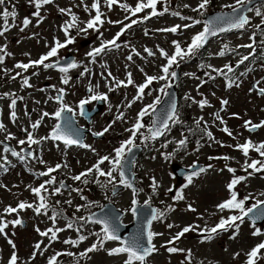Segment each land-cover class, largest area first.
Returning a JSON list of instances; mask_svg holds the SVG:
<instances>
[{
    "label": "rangeland",
    "instance_id": "374dc122",
    "mask_svg": "<svg viewBox=\"0 0 264 264\" xmlns=\"http://www.w3.org/2000/svg\"><path fill=\"white\" fill-rule=\"evenodd\" d=\"M122 2H126L133 6L137 0H122ZM85 3L90 6L92 0H85ZM198 3L199 0H170L169 7L170 11H172L178 6V4L180 7L184 4H188L191 7L185 9L189 10L190 14L196 19L202 20L203 16H200L199 13L191 10V8L196 7ZM234 3L235 0H211V4L208 6L204 15L207 13L210 14L215 10H230L223 6ZM77 4H79V0H54L53 4L43 6L41 9L43 21L37 26V18L32 16L35 9L29 4V0H7L6 6L9 10H12V7L15 6L18 15L15 21L17 27L11 28L5 36L0 37V46L6 44L7 51L11 53V55L5 57L4 64L0 65V90H7L9 88L13 91H20L21 86L14 82L11 84L9 80L15 70V63H27L29 59L36 60L49 50L46 45H52L55 39L61 41L64 40V35L60 26L67 21L69 17L62 15L58 11V8H72L73 12L81 21H86L89 18L88 13L84 11L83 6L76 7ZM0 10H2V8H0ZM102 11H104L107 17L113 21L122 20L125 16V13L119 7H114L113 10L109 12L105 6L102 7ZM168 14H165L162 18H154L146 23L135 25L136 27L130 29L123 37H121L118 42L121 45L119 49H113L112 51H108L100 57H97L96 63H89L90 58L86 56V53L93 47L99 46L100 41L97 39V34L89 32L87 37H85L83 34L77 35L76 31L73 30L72 35L76 37V42L68 48L61 49L58 56L62 59L67 54L75 55L80 59V64L83 66L86 65L89 68L90 74H86L84 77L79 78L78 73L80 72V69L79 71L69 72L68 75L71 77V80L67 86L61 84L60 77L62 74L58 70H44L43 68H38L40 70L38 72L39 74L30 81L31 84H35V86L32 87L33 90L25 92L26 100L24 102L25 105L23 106V110H34L35 114H37L35 116L38 118H40L43 111L53 113L58 106L54 101L48 100L49 96L56 95V92L52 88L53 85H55L56 88H65L67 93L65 96V103L74 108L76 107V99L85 96L89 82H91L92 85L99 84L100 87L97 91L107 93L109 97L108 102L106 104L104 103V106H100V111L96 113L95 118L92 120L91 128L94 131H102L107 127L114 119L116 106L118 105L120 106V111L125 114V121H116L103 138L97 140H92L90 138L91 142L89 145L96 150L95 153L89 149L84 151L79 149H67L65 151L63 146L59 145V147H57L56 143H52L51 140L46 141L41 145H36L35 147L38 151L39 157H41L46 163L42 165L39 161L37 163L32 162L29 164L32 169L37 172L44 171L47 167H51L53 164L66 163L68 168H61L59 172L62 173L63 176L71 177L92 167L99 156L113 154L112 150L115 147H118L122 140L128 138L129 133L126 132L125 129L132 126L136 114L140 109L146 104L152 103V101L159 95L158 91L152 90H158L163 83L160 85L161 81L158 83L154 82L150 86V89H146V94L142 100L137 101L131 108H127L125 105L127 101H130L134 97L136 88L134 86H129L127 89L119 88L114 92H108V89L104 86L105 79H102L103 77L101 76V73L110 71L116 79L123 80L124 73L126 71H131L133 74L132 78L137 85L144 82L145 73L148 75H159L160 66L165 60L161 58L158 53L154 57H148L144 52V48L147 47L156 51L157 46H159L171 54L174 50L172 46L173 40L179 41L182 47H186L187 43L191 41V37L199 31H202L201 25H203V23H201L192 28L183 29L177 34L157 32L156 29L176 25L174 23L177 21L173 20V17ZM24 17H29L32 20V23L24 32H20L19 25ZM249 17L251 18L252 23L248 27L252 28L251 30L254 31L255 25L260 22V18L256 17L254 12L249 13ZM11 22L12 21L10 20V23ZM120 26L121 25L105 23L101 28L103 38L106 40L110 39L113 36L114 31L119 29ZM80 27H83V23L80 24ZM248 27H246L241 33L233 32L223 36L219 35L214 37L203 48L204 51H206L202 56L205 57L203 60H199V58H201L200 51L193 59L182 62L179 67V73L184 78L182 81L179 79L177 90L180 92L182 98L181 112L188 113V116L184 115L185 120L193 123V121L203 117V121L207 122L208 130L213 133L215 139L225 145L224 147H221L220 144L214 143L204 136L205 139L204 142L200 144L202 147H200L199 151H196L197 146H189L185 153L180 154V158H182L183 161L180 162V164L191 165L192 162L204 161V163H207L208 165L211 164L213 167L200 174L199 177L194 178L193 183L187 188H184V184H186L187 181H176L170 171L169 166L171 163L165 160L160 155L159 151L150 152V155L146 154L144 156L145 159L142 158L140 161L143 167L142 170H144L143 175H145L142 177V183L145 182L144 185H146L148 181H151V177H155L160 184L158 194L155 195V201H158L157 203L163 201V203L171 204L175 208V211L171 213L170 222H165L162 226H155L157 232H161L162 230L160 227H162L167 231V235L163 234L156 239L159 251L153 256L151 260L152 264H181V262L185 260L186 253H176L175 255L169 254L165 248L160 247V245L165 244V240L169 235H173L179 231L180 228L190 224H198L201 228L205 225L211 227L218 223L221 215L227 217L231 214H238L228 211L220 213L216 209V205L226 200L229 196L226 190V185L232 175L226 170L220 171V169H223L225 164H228V166L237 170V175H246V173L241 170L245 157L240 151L235 150L233 147H227V145H235L237 143L243 144L246 140H251L256 144L264 142V128H261L254 133H249L243 127L244 122L248 120L257 124L264 121V96H260L251 91L249 87V84L253 81H260L261 83L259 84V87H264V45H260L259 47L260 41L261 39H264V36L257 32V55L261 53V61L255 65H249L246 61L244 65L235 69L236 76H239L240 72H245L248 67L253 69L245 76L239 77V87H226L223 76H216L214 80L208 79L204 74L205 70L200 69L199 63L211 64L216 68H223L225 64L235 66L241 56L249 54L252 50L239 48L238 52H231L224 57H219L216 54L223 44H228L230 49H236L238 45L250 43L249 31L247 32V30H249ZM145 29L149 30V36L144 35ZM125 44H128L129 47H125ZM131 47H135L140 53V56L133 55V60L130 62L127 61L126 55L131 54ZM141 57H144V59H141ZM78 59H76V61ZM101 65H107V70L101 67ZM141 68L144 70L143 72L140 71ZM4 69L9 70L8 73H5ZM185 73H194L195 76L202 78L206 83L199 87V90L197 91V88L200 85V80L185 76ZM213 75H215V73H213ZM38 88H42L43 91L40 92ZM148 91H151L152 94L147 95ZM185 95H190L197 101L206 98L211 107L200 109L197 104L190 102L191 100H185ZM221 100H228L229 102L225 106L224 111H221ZM109 106H111V111L109 110ZM217 112H220L221 117L226 122V126L232 131L233 136H235L236 139L229 137L220 130L224 125H221L219 121L215 120L214 114ZM233 114H236L239 118H236ZM2 118L3 117H1V119ZM31 118V121L35 119L34 117ZM145 121L146 119L144 122ZM3 123L5 124L7 131L11 132L17 138L16 140L26 137L25 132L21 129L29 128V122L27 119H23L15 124L8 123L5 120H3ZM53 123L54 119L44 118L41 126L35 131V136L37 138L47 136L50 133V129L54 126ZM146 126L148 125L146 124ZM201 127H203V122L201 123ZM1 135L3 136L4 134ZM1 135L0 138H2ZM219 153H224L233 159L229 161L223 160L221 163H219L218 160H216V162L209 160V157H216ZM249 156L251 159H260L258 153L255 151H251ZM9 157L11 156L9 155ZM153 157H155V159H153ZM174 162L178 161L175 160ZM12 165L13 166L9 168L11 169L10 172L6 173L4 177L2 174L0 175V184L6 185V187H0V212H3V209L9 205H15L17 201L29 202L32 198L31 192L28 190L29 186L36 187L44 182L38 181L37 177H32L30 174L27 175L25 170L23 171L21 168V164ZM102 167L107 169L109 166L105 163ZM21 170V174L18 175L17 172ZM69 179L72 181L71 178ZM73 182L76 183V181ZM144 185H142V191L137 196L140 203L145 201L150 195L146 191L149 190L150 187L145 189ZM74 187L77 188L78 186ZM170 187L173 188L172 192L167 191ZM181 188H183L185 199L174 202L173 196L175 195V192ZM236 190L239 193V198L248 196L249 193L252 194L253 198L247 201L245 205L246 208L251 207L256 199L261 200L264 197L260 195L261 192H264V173L254 174L252 177L239 184ZM65 191L67 190H64V193L59 198L55 199L61 202L68 199L72 200V206H68L70 208L67 209L64 215L70 218L73 214L77 217L81 216L82 212H76L75 207L77 205H83L82 202L84 200H81L75 192H72L71 195H69V193ZM143 191H146L147 194L145 197L140 198V194ZM126 192L127 190L122 192L120 195V201L123 206H126V210L124 211L129 213L131 221L132 215L128 211L131 204L130 201H128V194H126ZM189 204L197 209L195 213L186 210ZM19 217H21L25 223L24 227L17 226L12 228L10 226V230L7 229L6 232L8 233V237L16 244L17 254L23 262L29 260L33 251V246L36 242L43 240L44 245L49 243L47 238L39 236L35 231V228L39 227L41 230H45L52 225L47 216H37L32 211L20 212ZM200 217H203V219H200ZM15 218L16 214L6 217V219L10 220ZM168 223L179 225V227H173L169 230L166 226ZM57 227H64V224L60 219H58ZM252 230H254L253 227L249 226L248 222H245L240 228L239 235L236 239H230V236L232 235L230 231L228 233H221L212 241L205 243L200 242L201 237L198 232H190L181 238V246L183 247L182 249L191 250L192 264H242L246 259L245 253L261 240V237L252 236ZM76 236L77 234L73 230L60 233L59 239L55 243H52L48 248V251L42 256L38 255L37 258L32 261V264H47V259L60 251H72L78 254L93 243V238L90 236L89 239L83 242L78 248H73L70 245L62 243L63 240L68 238L75 239ZM108 247L109 246H106V248ZM11 252L12 248L7 243V240L4 236L0 235V264H7ZM237 252L240 253V256L234 259L233 256ZM89 255L90 258H83L81 264H122L123 261V257H110L107 255L106 251L94 252ZM72 262H75L72 257H59V264ZM260 264H264V260H261Z\"/></svg>",
    "mask_w": 264,
    "mask_h": 264
},
{
    "label": "snow or ice",
    "instance_id": "6c2138e0",
    "mask_svg": "<svg viewBox=\"0 0 264 264\" xmlns=\"http://www.w3.org/2000/svg\"><path fill=\"white\" fill-rule=\"evenodd\" d=\"M53 3L54 0H29V4L35 9V11L32 13V16L37 18V26L43 21V17L41 16L42 7ZM6 4L7 0H0V8H2V10H0V37L5 36V33L10 31L11 28L17 27L15 21L18 13L15 10V6L12 7V10H9ZM210 4L211 0H199L198 5L196 7H192L191 10L193 12L199 13L200 16H204ZM158 5L161 6L160 10H158ZM250 5H253V0H235V4H226L223 6L224 8L231 9L230 13L222 12L213 19L202 21L190 16L181 15L179 11H170L169 0H137L134 6H131L126 2H122V0H103V4L102 0H92V3L89 6L85 3V0H79V4H77L76 7L83 6L84 11L88 13L89 18L86 21H81L80 18L73 12L72 8H58V11L62 15L69 17V19L60 26L64 35V40L61 41L59 39H55L52 45H46L49 50L36 60L29 59L27 63H15L14 68L21 71H17L15 75H11V79L16 80L18 77H20L21 88H31L33 87V85L30 83L31 77L24 76L23 73L28 72L29 69H53L58 70L62 74L60 77L61 84L65 86L69 85L71 80V77L68 75L69 70L76 69L81 65L78 64L75 59H72L66 64L61 65V58H59L58 54L61 49L68 48L70 45L76 42V37L72 35L73 30L76 31L77 35L83 34L85 37H87L89 32L97 34V39L100 41L99 46L93 47L89 52L86 53V56L90 58L89 63H96L97 57H100L102 54L112 51L113 49H119L121 45L118 43V41H120L121 36L127 33L135 25L146 23L155 17H161L170 13V15L173 17H179V19L182 21H190V23L176 24L171 27L156 29L157 32L162 33L177 34L183 29L192 28L195 25L203 23L202 31H199L193 35L191 37L190 43H188L186 47H182L179 41L173 40L172 46L174 50L171 54L159 46H157L156 51L145 47L144 52L148 57H154L158 53L159 56L166 61V63L160 66L159 75H148L145 73L144 82L141 84H135L131 72H127L125 80L116 79L110 71H107L106 76L104 73H101V76L105 79L104 86L108 89V92H114L119 88H128L129 86H134L136 88L134 97L130 101H127L125 105V107L131 108L133 104L144 98L146 89H150V86L154 82L158 83L160 81H164L165 83L158 90L153 89L152 91H158L164 96H170L171 94L167 91V89L173 87V82L177 79L178 75L177 71L174 69L179 68L181 62H186L194 58L200 52V50L205 47L210 38L233 30H245L246 26L252 23L248 13L254 12V15L260 18V22L255 25L252 35L249 36L251 42L248 44L238 45L236 49H230L228 44H223L216 55L219 57H224L226 54L231 52H238L239 48L251 49L252 51L249 54L241 56L236 62L235 66L231 64H225L223 68H216L211 64L199 65L200 69L205 70L204 74L208 77V79L214 80L216 76H223L227 82L226 87H239V77L245 76L253 69L248 67L245 72H240L239 76L235 75V69L239 68L241 65H244L246 61H250L255 57L256 33L259 32L262 36H264V4H261L258 7ZM105 6L109 12L112 11L114 7H119L125 13L124 19L118 21L109 19L106 13L102 11V7ZM183 7L189 8L191 6L184 4ZM140 13H144V15L138 16ZM133 17L136 18L134 19ZM10 20L12 21L11 23ZM31 23L32 20L29 17H24L20 22L19 31L24 32ZM81 23H83V27H80ZM105 23L121 25L120 30L111 39L107 40L103 38V33L101 32V28ZM144 35H150L148 29L144 30ZM260 43L261 45H264V39H261ZM124 46L129 47L128 44H125ZM9 55H11V53L7 51V45L5 44L0 46V65L4 64L5 57ZM133 55L140 56V53L135 49V47H131V54H129L126 59L131 62L133 60ZM141 59H144V57H141ZM101 67L107 70V65H101ZM4 71L5 73H8L9 70L4 69ZM140 71L143 72L144 70L141 68ZM213 73H215V75H213ZM38 74V72H32L33 76ZM86 74H90V70L85 65L84 70L80 73V76L84 77ZM184 75L200 80V85L198 86L197 91L199 90V87L206 83L205 80L195 76L194 73H185ZM260 83V81H257L255 86L257 87L258 94L260 96H264V87H259ZM99 87V84L92 85L91 82H89L87 91L90 93V95L81 99L77 104V108L79 109L78 114L80 116H87L85 106L91 102H107L109 100L107 93H101L97 91ZM52 88L56 92V95L49 96L48 100L54 101L59 105V107L53 113L43 111L39 119L30 123L31 130H29V128L21 129L26 133V139H19L17 141L19 151L7 143V141L16 140L17 138L12 133L7 132L5 124L0 122V132L6 133L4 140L0 141V170L3 172L7 173L9 167L13 166L12 162L9 160V155L16 158L21 163H25L29 159L38 160L42 165L46 163L41 157L37 156L34 151L26 150L24 148V145L26 144L28 149H31L34 145H41L42 143L51 140L56 143L57 147H59V144L62 143L65 151L72 146H76L82 149H89L95 153L96 150L92 148L91 145L84 143L83 139L79 135V131L74 128L73 120L77 113L70 105L65 103V96L67 95L65 88H56L55 85H53ZM41 91H43V89H41ZM151 94V91L147 92V95ZM3 95L4 97L10 98L9 118L13 123H15L17 120V113L15 110L17 101L23 100L24 98L22 96L17 97L12 93H4ZM184 98L185 100H191L193 104H197L200 109L211 107L209 101L206 98L198 101L190 95H185ZM228 103V100L220 101L221 111H224V108ZM160 104L161 97L157 96L152 103L146 104L140 109V111L136 114L135 121L132 126L125 129V131L129 133L128 138L122 140L119 146L112 150L113 154L99 156L92 167L70 177L73 181L80 182L83 185H88L90 182H94L101 189H106L108 185H111L113 195L117 194L116 188L118 186L131 189L133 198L131 201V207L128 209V211L134 218L139 216L143 217V219L140 221L137 231L127 238H122L120 235V228L122 226L120 223V216L113 215L111 211L104 215L90 213L88 216L77 217L75 214H73L71 218L65 217L64 213L58 210V206L60 205L61 201L57 200L55 202V206L51 205L49 202L51 197L62 195L64 190H67L69 195H71L72 192H75L80 195L81 200L86 201L85 204L77 205L75 207L76 212H80L82 208L90 209L93 206H96V202L87 201V198L82 195V188L71 187L64 181H60L58 183L56 177L52 174L59 171L61 168H68V165L66 163H57L54 167H47L44 171L33 173L38 178L48 177V179L39 184V186H29L28 190L35 197V202L20 201L15 207L9 205L3 209V212H0V235L4 236V238L7 240V243L12 248V252L7 264H32V261H34L38 255L42 256L46 251H48V248L51 246V244L55 243L59 239L60 233L67 230L75 231L77 236L75 239H65L62 241V243L65 245H70L73 248H78L83 242L87 241L89 239V235L95 237V240L89 247L83 251H80L78 254L72 251L56 252L47 259V264H59V257L61 256L72 257L74 258L75 264H79L80 259L90 258L89 254L99 251H106L107 255L110 257L123 256L124 259L122 264H148L149 258L159 251V248L154 243V240L157 237L163 235L162 232H156L152 230L153 222L160 221L163 223L166 220L168 213L174 212L175 208L171 204L166 205L163 209L152 207V196L158 194L160 184L155 177H151V183L149 185L151 189V195H149L144 201V207H146L149 211L147 213H142L140 211L139 201L136 197L139 195L142 189H138L133 185L135 176L132 170L136 167L134 150L140 146L148 147L151 142L158 140L160 137L166 136L173 126L182 123L174 99L171 100L168 109L162 115H155L158 110L157 106ZM109 110L111 111V106H109ZM66 113H72V117L70 118L65 116ZM25 115H28V113L26 112ZM233 115L236 116V114ZM146 116L154 117L149 126H146L143 123ZM44 118L54 119L57 121V123L53 126L51 132L47 136L37 138L35 136V131L41 126ZM214 118L215 120L219 121L221 125H224V127L220 129L222 132L227 134L229 137L236 139V137L233 136L232 131L226 126V122L221 117L220 112L215 113ZM236 118L239 117L236 116ZM116 121H125V114L124 112L120 111L119 105L116 106L115 117L108 124V126L102 131L93 132L92 135L96 137L104 136L112 128ZM202 122L203 127L201 128ZM195 123L197 129L202 133L203 136H206L208 140L220 144L221 147L225 146L222 142L216 140L213 136V133L208 130V124L207 122L203 121V117L197 119ZM243 127L249 132H255L259 128H264V121H261L259 124H257L253 123L251 120H248L244 122ZM138 137L139 143H137ZM169 144H175L176 147L172 152H161V156H163L165 160H170L172 157H174L176 152L180 151L181 149H186L188 138L187 136H184L179 140H167L160 145V148L167 149ZM200 147H202V145H200L199 141H197L196 151H199ZM227 147H233L235 150L240 151L245 157L244 163L241 166V170L246 173V175H237V170L228 166V164H225V167L220 169V171L226 170L232 175L231 179L226 185V190L229 196L226 200L216 205V209L220 213L228 211L238 214H231L227 217L221 215L218 223L211 227L205 225L203 228H201V226L198 224H190L180 228L179 231L171 235L166 243L160 245V247L165 248L169 254L186 253L185 260L182 261L181 264H192L191 250H185L176 246L177 242L180 241L181 238H183L187 233L198 232L201 237L200 242L205 243L212 241L221 233L231 231L232 235L230 236V239L234 240L239 235L240 228L245 223V219L249 218L251 221V226L254 229V231L251 233L252 236H264V231H261V228L256 226L257 221L264 220V210H260L261 207L264 206V200L256 199L255 203L251 207L246 208V202L253 198L252 194L249 193L248 196L239 198V193L236 190L239 184L246 181L254 174L264 173V142L256 144L251 140H246L243 144L237 143L235 145H227ZM157 151H159V149H157ZM251 151L258 153L260 159H251L249 156ZM153 159H155V157H153ZM214 159L229 161L233 158L227 155L221 157H209V160ZM105 163H107L109 166L107 169L102 167L105 165ZM196 167L197 166L195 164L192 166L193 169H196ZM212 167L213 166L209 164L206 168L200 167L198 171L194 170L190 174L186 175L185 179L187 183L184 184V188L190 186L193 183L194 178L199 177L201 173L208 171ZM93 176L94 179L90 180V178ZM0 187H6V185L0 184ZM167 191L172 192L173 188L170 187L167 189ZM260 195L264 196V192H261ZM184 199L185 196L183 194V188H181L175 192L173 201H182ZM63 203L72 206L71 199L65 200ZM161 203H163V201H161ZM100 207L103 208V206ZM28 209H31L37 216H47L51 221L52 226L45 230H41L39 227L35 228V231L39 234V236L47 238L49 243L44 245L43 240L36 242L33 246V251L29 260L22 262L17 254L16 244L8 237L6 229L10 225L12 228L17 226L23 227L24 222L19 217V213ZM186 210L193 213L197 211V209L191 204L187 206ZM49 213H51V215H49ZM13 214H16L15 219H6L7 216H11ZM58 219L66 220L64 227H57ZM200 219H203V217H200ZM87 224L99 225L100 230L93 231L90 234H83L84 226ZM166 226L169 230H171L173 227H179V225H174L172 223H168ZM109 242H115L116 246L112 248H106V244ZM239 256L240 253L237 252L234 254L233 258L236 259ZM245 257L246 259L244 264H260V261L264 260V240L260 241L249 251H247L245 253Z\"/></svg>",
    "mask_w": 264,
    "mask_h": 264
},
{
    "label": "water",
    "instance_id": "95a60500",
    "mask_svg": "<svg viewBox=\"0 0 264 264\" xmlns=\"http://www.w3.org/2000/svg\"><path fill=\"white\" fill-rule=\"evenodd\" d=\"M206 20H209L208 18H205ZM211 19H213V18H211ZM251 87L253 88V84L251 85ZM174 99V97L171 99V100H173ZM175 100V99H174ZM171 102V101H170ZM160 111L161 112H163V110L162 109H160ZM134 157L136 156V151H134ZM186 172L184 171V172H181V171H178V172H175V174L177 175V177H178V179H181V178H183L184 177V174H185ZM131 175V174H130ZM118 189H116V191H117ZM142 212V211H141ZM139 217H141V216H139Z\"/></svg>",
    "mask_w": 264,
    "mask_h": 264
}]
</instances>
